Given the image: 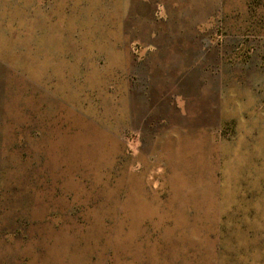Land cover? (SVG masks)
<instances>
[{
    "label": "rangeland",
    "instance_id": "obj_1",
    "mask_svg": "<svg viewBox=\"0 0 264 264\" xmlns=\"http://www.w3.org/2000/svg\"><path fill=\"white\" fill-rule=\"evenodd\" d=\"M0 264H264V0H0Z\"/></svg>",
    "mask_w": 264,
    "mask_h": 264
}]
</instances>
